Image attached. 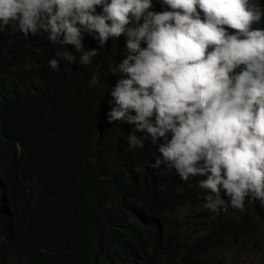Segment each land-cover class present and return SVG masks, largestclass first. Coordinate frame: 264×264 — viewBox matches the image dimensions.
<instances>
[{"label": "trees", "instance_id": "trees-1", "mask_svg": "<svg viewBox=\"0 0 264 264\" xmlns=\"http://www.w3.org/2000/svg\"><path fill=\"white\" fill-rule=\"evenodd\" d=\"M159 1L150 11H165ZM253 27L264 28V18ZM126 40L110 38L82 66L83 51L99 48L84 34L79 52L61 46L76 64L62 61L52 70L48 61L59 45L12 27L0 31V264H149L183 252V238L158 224L169 230L171 209L205 200L202 177L183 182L174 169L151 167L159 142L131 150L132 130L123 121L108 123L111 91L121 78L110 69L121 63ZM97 73L99 83L90 87ZM200 212L209 234L191 244L183 264H219L196 252L264 217L262 203L247 197L243 209Z\"/></svg>", "mask_w": 264, "mask_h": 264}, {"label": "clouds", "instance_id": "clouds-1", "mask_svg": "<svg viewBox=\"0 0 264 264\" xmlns=\"http://www.w3.org/2000/svg\"><path fill=\"white\" fill-rule=\"evenodd\" d=\"M158 4L165 11H150L152 0H0V31L12 27L25 38L39 35L59 45L48 61L52 70L62 61L76 64L77 57L61 46L79 52L84 34L99 48L83 51L82 66L110 38L126 36L121 63L110 69L121 78L111 91L108 123L123 121L132 130L126 139L131 150L159 142L151 167L174 169L183 182L202 177L198 185L205 200L191 205L200 211L243 209L246 197L264 207V28L253 27L264 18V6L257 0ZM98 75L90 87L99 83ZM199 214L209 234V219ZM162 224V232L170 231ZM261 227L264 217L257 216L223 242L243 243Z\"/></svg>", "mask_w": 264, "mask_h": 264}, {"label": "rangeland", "instance_id": "rangeland-1", "mask_svg": "<svg viewBox=\"0 0 264 264\" xmlns=\"http://www.w3.org/2000/svg\"><path fill=\"white\" fill-rule=\"evenodd\" d=\"M199 213V206H184L170 213V217L174 222L169 230L174 231L178 237L183 238L181 240L183 252L174 260L160 254L154 264H183V256L191 244L205 236L200 224ZM196 254L197 258L207 256L212 261L217 259L220 264H264V229L261 227L254 236L247 238L243 243H236L233 239H229L219 247L210 244L208 248L199 250ZM6 264H14V262L10 261ZM145 264H148V260Z\"/></svg>", "mask_w": 264, "mask_h": 264}]
</instances>
